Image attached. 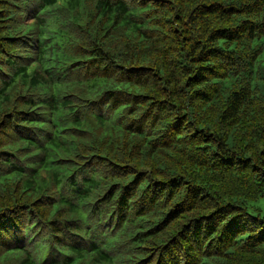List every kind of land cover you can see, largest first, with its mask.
Wrapping results in <instances>:
<instances>
[{"label":"trees","instance_id":"16d2710c","mask_svg":"<svg viewBox=\"0 0 264 264\" xmlns=\"http://www.w3.org/2000/svg\"><path fill=\"white\" fill-rule=\"evenodd\" d=\"M264 0H0V264H264Z\"/></svg>","mask_w":264,"mask_h":264},{"label":"rangeland","instance_id":"374dc122","mask_svg":"<svg viewBox=\"0 0 264 264\" xmlns=\"http://www.w3.org/2000/svg\"><path fill=\"white\" fill-rule=\"evenodd\" d=\"M257 206L261 208L262 213H263V215H264V201L259 202V203L257 204Z\"/></svg>","mask_w":264,"mask_h":264}]
</instances>
